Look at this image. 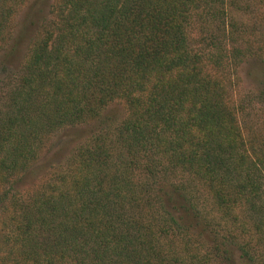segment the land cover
Instances as JSON below:
<instances>
[{
    "label": "trees",
    "instance_id": "obj_1",
    "mask_svg": "<svg viewBox=\"0 0 264 264\" xmlns=\"http://www.w3.org/2000/svg\"><path fill=\"white\" fill-rule=\"evenodd\" d=\"M228 1L58 0L0 96V188L37 173L47 137L96 125L41 190L2 194L16 264H255L244 245L235 259L186 197L187 185L206 193L222 221L246 219L241 232L264 243V144L244 135L206 66L223 65ZM24 2L0 0V43ZM200 21L211 23L205 54L189 32ZM113 103L126 116L111 131L102 112ZM176 175L187 184H166ZM157 180L181 199L153 192ZM206 233L210 255L182 250Z\"/></svg>",
    "mask_w": 264,
    "mask_h": 264
},
{
    "label": "rangeland",
    "instance_id": "obj_2",
    "mask_svg": "<svg viewBox=\"0 0 264 264\" xmlns=\"http://www.w3.org/2000/svg\"><path fill=\"white\" fill-rule=\"evenodd\" d=\"M57 2L58 0H25L16 8L10 19L6 37L0 43V96L20 74L32 45L44 34V26L53 18ZM228 3L226 0L227 6ZM236 4V7L229 9L225 20L228 26L232 24L233 27H228L226 31L230 37L222 39L225 56L223 65L217 68L207 60L206 66L214 76L225 80L229 104L236 110L244 135L250 138L253 136L260 144H264V0H237ZM210 24V21H200L189 29L194 48L202 49L204 54L208 52L207 42L205 43L199 34L211 28ZM236 52L238 56L235 57ZM233 58L236 60L230 61ZM240 108H244V112H241ZM102 114L103 119L108 118L112 131L125 118L126 111L121 103H113ZM95 125L91 123L67 127L47 137L37 163V173L31 178L22 179L15 186L6 185L5 191L1 187L0 198L4 192L8 193L10 198L17 196L21 199L41 190L42 186L62 170L66 160L94 131ZM142 179L144 175H137L136 182H142ZM168 180L166 184L169 185L174 182L187 184L183 177L177 175L169 176ZM158 183L159 181L150 184L153 192L160 187L174 200L181 199V195H176L171 185ZM186 197L194 205L203 224L211 225V229L216 232L214 236L233 252L235 259L239 254L238 247L244 245L249 249L251 256H254L255 264H264V243H257L255 238L241 232V223H248L246 219L241 218L235 225H227L222 221L224 219L221 218L222 215L211 197L196 190L192 185H187ZM4 205L0 204V264H16L19 244L15 243V235L12 232L9 220L11 213ZM236 212H239V209ZM206 235L209 238L202 240L192 237L190 245L187 244L188 248L182 247V250L188 249L190 253L200 256L210 255L209 242L213 240V236L208 233ZM179 249L180 247L176 251H180ZM209 259L211 264H216L213 257Z\"/></svg>",
    "mask_w": 264,
    "mask_h": 264
}]
</instances>
